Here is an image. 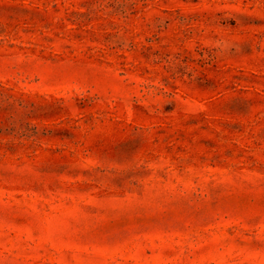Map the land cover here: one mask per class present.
<instances>
[{
    "label": "rangeland",
    "instance_id": "374dc122",
    "mask_svg": "<svg viewBox=\"0 0 264 264\" xmlns=\"http://www.w3.org/2000/svg\"><path fill=\"white\" fill-rule=\"evenodd\" d=\"M0 264H264V0H0Z\"/></svg>",
    "mask_w": 264,
    "mask_h": 264
}]
</instances>
